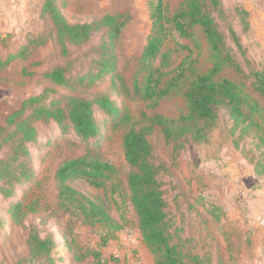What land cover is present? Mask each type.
Wrapping results in <instances>:
<instances>
[{
	"label": "rangeland",
	"instance_id": "1",
	"mask_svg": "<svg viewBox=\"0 0 264 264\" xmlns=\"http://www.w3.org/2000/svg\"><path fill=\"white\" fill-rule=\"evenodd\" d=\"M44 2L0 0V58L7 60L10 53L25 45L28 57L27 61L16 60L0 69V124L24 100L44 92V103L50 105L67 96L94 100L106 95L119 111L108 116L95 106L99 134L88 142L71 126L53 121L35 123L37 141L29 145L26 160L31 179L17 186L10 198L0 194V264H155V256L143 242L129 202V166L122 136L127 127H140L154 114L169 119L187 115L184 92L197 75L213 68L212 52L199 29L190 38H181L171 30L163 50L169 63L167 72L178 70L171 73L173 78L182 67L186 76L179 89L154 106L149 101L125 96L128 90L132 92L134 80L143 77L139 60L152 27L147 0H57L69 23H92L107 15L118 17V23H126L118 36L108 34L105 28L86 44L69 45L66 57L56 44L52 22L41 16ZM183 2L164 0L171 14ZM222 8L226 18L221 27L229 44L234 47L231 27L246 50L250 66L264 70V0H222ZM235 51L249 73L246 59ZM104 61H110L108 67L112 71L98 75ZM65 63L71 87L57 85L45 77L49 70ZM155 64L159 65V61ZM86 75V79H80ZM224 78L242 86L249 97L246 111L264 127V98L249 87V81H243L227 67L215 80ZM251 106L257 109L252 111ZM125 112L130 114V120L117 126ZM256 133L253 128L245 133L241 128L235 129L221 110L219 122L205 144L186 143L175 152L176 143L167 145L158 128L149 135L154 162L165 168L160 177L169 202L174 242L180 243L181 250L189 256L205 258L206 264H262L254 253L262 236L255 229L257 221L250 223L246 212L251 208L246 199L257 190L264 191V145L254 137ZM5 153L6 147H0V158ZM87 153L117 168L119 192H106L83 179L72 185L92 199L107 202L119 230L86 224L76 211L61 206L56 171L64 161ZM32 227L38 229L42 238L54 240L52 261L29 257L27 238ZM107 232H111V239L103 245Z\"/></svg>",
	"mask_w": 264,
	"mask_h": 264
},
{
	"label": "trees",
	"instance_id": "2",
	"mask_svg": "<svg viewBox=\"0 0 264 264\" xmlns=\"http://www.w3.org/2000/svg\"><path fill=\"white\" fill-rule=\"evenodd\" d=\"M152 22L151 32L147 39L140 65L142 79L136 78L132 84V92L125 96L149 101L154 106L180 88L185 78V70L170 77L167 72L169 63L163 52L170 31H175L181 38H190L195 29H199L208 44L214 59L213 68L192 80L184 97L188 113L179 119H169L160 114L146 118L144 125L127 127L122 136V149L129 166L127 175V193L129 202L135 212L138 227L144 244L155 256V264H206L207 260L199 255L189 256L181 250V244L175 243V234L171 231L172 221L169 215V202L166 198L164 182L160 174L165 170L154 162L153 148L149 135L154 129L161 131L167 145H173L178 152L186 143L202 145L208 142L216 128L220 111L227 113L235 129L248 132L253 128L254 137L264 145V127L254 115L246 111L249 97L241 85L229 80H215L221 70L229 68L243 81H249V87L264 98V70L251 67L246 58L239 36L230 27V38L234 47L229 44L221 22L226 18L222 8V0H184L182 7L174 14L168 10L164 0H147ZM42 17H48L53 24L56 44L63 57L67 56L69 45L86 44L91 37L103 29L113 37L118 36L125 22L118 23V17L107 15L92 23H69L57 3V0H45ZM35 43V41H34ZM33 43V44H34ZM246 59L249 73L244 68L235 50ZM27 45L10 53L7 60L0 58V69H4L16 60L27 61ZM159 61V65H156ZM100 69L101 75L112 71L108 63ZM67 63L49 70L45 77L60 86H73L67 76ZM90 75V74H89ZM88 76H83L81 80ZM124 93V89L122 90ZM46 92L30 97L12 111L0 124V147H6L5 155L0 158V194L10 198L21 183L31 179L32 172L26 166L29 157V145L37 141L35 123L50 121L63 126H71L84 141L95 138L99 134V124L94 115L97 106L108 116L118 114L114 102L106 95H99L94 100L83 97L67 96L53 104H45ZM252 111L256 106H251ZM119 122L124 125L130 120V114H121ZM180 143V144H178ZM118 170L109 161L89 153L78 158L64 161L56 171L55 182L61 206L66 210H74L83 218V222L92 226L101 225L106 229L119 230L120 226L109 212V205L102 199L95 200L76 189L72 182L83 179L91 186L104 189L112 194L119 192L120 181ZM111 239L107 232L103 245ZM29 257L33 260L49 259L55 248L51 237L42 238L37 228L29 230L27 238ZM52 263V262H51Z\"/></svg>",
	"mask_w": 264,
	"mask_h": 264
},
{
	"label": "crops",
	"instance_id": "3",
	"mask_svg": "<svg viewBox=\"0 0 264 264\" xmlns=\"http://www.w3.org/2000/svg\"><path fill=\"white\" fill-rule=\"evenodd\" d=\"M247 206L251 207L247 209V218L250 223H257L255 226V229L257 232L260 233V237L262 236V240L259 243V246L257 249H255L254 253L257 254L262 261V264H264V251L262 253L261 247H263L262 242L264 243V230L260 227L258 221L261 218H264V191L257 190L255 194H251V197L247 198ZM261 252V253H260ZM260 253V254H259Z\"/></svg>",
	"mask_w": 264,
	"mask_h": 264
},
{
	"label": "built area",
	"instance_id": "4",
	"mask_svg": "<svg viewBox=\"0 0 264 264\" xmlns=\"http://www.w3.org/2000/svg\"><path fill=\"white\" fill-rule=\"evenodd\" d=\"M259 225L264 230V218L260 219Z\"/></svg>",
	"mask_w": 264,
	"mask_h": 264
}]
</instances>
